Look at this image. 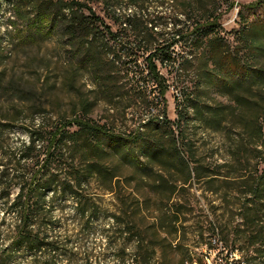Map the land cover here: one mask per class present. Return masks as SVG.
Wrapping results in <instances>:
<instances>
[{"label": "rangeland", "instance_id": "374dc122", "mask_svg": "<svg viewBox=\"0 0 264 264\" xmlns=\"http://www.w3.org/2000/svg\"><path fill=\"white\" fill-rule=\"evenodd\" d=\"M256 1L195 0L199 7L195 5V11L187 14L189 11L182 7L183 0H120L117 9L120 14L141 10L149 16L148 20L160 21L163 25L159 29L163 26L169 33L173 29L171 23L190 27L204 22L212 14H221V25L215 30L226 44L233 47L236 45L234 31L244 24L238 17L239 12ZM232 3L235 6L229 9ZM91 6L115 32L120 30V26L107 15L102 2H92ZM11 21L16 23L12 27L9 26ZM21 24L14 15L13 1L0 0L2 164H7L6 157L21 154L30 130L38 128L41 123L50 126L64 116L71 118L80 114V97L93 88V80L88 75L82 73L76 80L71 77V60L54 37L31 39L28 29H22ZM119 41L122 49L138 46L134 37L126 33H121ZM182 50L181 46L172 50L175 58L172 64L158 63L168 90L163 97H155L157 93L152 95L149 108L140 107L137 101L135 92L145 88L144 82L139 80L125 79L119 83L118 92L112 95V103L96 100L95 95L87 96L95 101L89 118L100 123L108 121L119 133L129 134L157 117H160V122H171L169 130H173L176 137L183 131L184 136L178 146L194 170L188 184L178 183L182 188L171 194L170 184L181 180L183 173L168 165L159 167L147 161L143 174L147 178L148 189L138 188L139 182L132 166L119 165L116 159L108 158L105 163L111 168L109 173L118 178L112 184L105 176L100 182L91 178L85 184L86 218L81 219L78 214L77 196L64 195L54 189L47 191L44 210L50 214L46 230L56 238L59 249L34 254L21 248L10 264H47L43 263L45 260H50V264H84L88 252L92 254V264H122L116 257L119 243H114L109 232L114 225L113 215L122 209L132 215L138 213L131 220L145 232L148 240L161 244L162 240L154 238L156 226L163 232L162 238L172 240L177 246L173 256L167 249L161 251L159 248L156 254L159 263L167 260L174 264H245V259L256 256V264H264V247L261 254H256L251 246L253 236L264 238V207L258 213L245 211L248 164L254 166L258 160L254 149L245 147V123L234 119L231 124L227 121L218 125L217 117L212 113L227 112L229 115L232 110H226L224 106L234 104L215 89L202 101L194 98L196 82L193 76H182L181 71H177ZM145 66L146 62L142 60L141 67L145 69ZM178 73L181 74L179 80L176 79ZM239 90L245 96V86ZM207 106L210 110L206 109ZM178 112H181L179 123ZM203 112L210 113L203 115ZM7 123L12 127L4 130L2 125ZM187 148L191 149L192 157ZM161 176L165 181L158 188L154 182L161 180ZM138 192L147 193V202L140 210L134 200ZM17 193L18 188L12 186L11 198ZM140 201L143 202L142 199ZM14 221V214L6 213L5 200L0 197V233L6 234L9 224ZM6 246V242H2L0 252ZM127 247L128 250L133 249L135 240H131Z\"/></svg>", "mask_w": 264, "mask_h": 264}, {"label": "trees", "instance_id": "16d2710c", "mask_svg": "<svg viewBox=\"0 0 264 264\" xmlns=\"http://www.w3.org/2000/svg\"><path fill=\"white\" fill-rule=\"evenodd\" d=\"M12 1L14 15L22 23V29H28L29 37H54L71 60V77L76 80L82 73L86 74L93 80V88L80 97V114L71 118L64 116L50 126L41 123L38 128L28 132L27 143H23L20 155L6 157L7 164L0 161V186L3 187L0 197L5 200L6 213L11 212L15 216L7 233H0V246L2 242L7 244L0 252V264L13 262L15 253L21 248L34 254L57 251L58 241L46 230L50 214L44 210L47 191L54 189L64 195L70 193L77 196L78 214L81 219L86 218V201L83 199L85 184L91 178L100 182L101 177L105 176L111 184L118 178L109 173L111 168L105 163L108 158L116 159L119 165L130 164L139 182L138 188L148 189L147 178L143 174L147 161L159 167L168 165L183 173L181 180L170 184L171 194H176L182 188L178 183L188 184L194 170L178 146L184 136L183 131L176 137L173 130H169L171 122H160V117H157L129 134L119 133L108 121L100 123L89 118V113L95 108V101L87 96L95 95L96 100L112 103V95L118 92L119 83L125 79L139 80L144 82L145 88L135 92L137 101L140 107L149 108L152 95L157 93L155 97H163L168 90L158 63L172 64L175 60L172 50L178 46L183 50L177 71H181L182 76H193L196 82L194 98L202 101L215 89L234 104L224 106L226 110H232L229 115L227 112L212 113L217 117L218 125L227 121L231 124L234 119L245 123V147L251 146L258 159L254 166L248 164L245 211L258 213L259 209H263L264 0H257L241 8L238 17L244 24L234 31L236 45L233 47L226 44L225 39L215 30L221 25V14H212L204 22L190 27L171 23L173 29L169 33L163 26L159 29L163 25L160 21L148 20L149 16L141 10L120 14L117 9L120 0ZM92 2L104 4L109 18L120 26L119 31L115 32L104 18L97 15L91 6ZM195 5V0L182 2V7L189 11L186 14L195 11ZM234 6L230 4L229 9ZM15 24L11 21L9 26ZM121 33L133 36L138 46L119 48L122 44L119 41ZM1 43L0 30V46ZM142 60L146 62L145 69L141 67ZM180 76L178 73L176 79L179 80ZM243 86L245 96L239 90ZM206 109L210 110V107ZM207 113L210 112L202 114ZM178 114L177 123L181 121V112ZM2 127L7 130L12 124H3ZM187 152L192 157L190 148H187ZM161 177V180L154 182L158 188L165 181ZM12 186L18 188L14 198H11ZM146 194L138 192L134 196L139 210L147 202ZM137 214L134 212L132 215L122 209L113 215L114 225L109 232L112 233L114 243H119L116 250L118 261L122 264L127 261L128 264H174L167 260L157 262L156 254L160 248L161 251L167 249L173 256L177 246L172 240L162 238L163 232L156 226L154 238L162 240L161 244L148 240L145 232L131 220ZM260 237L253 236L251 242L256 254L263 252L264 238ZM131 240H135V247L128 250ZM91 260L92 254L88 252L84 264H92ZM257 260L256 256H251L245 259V264H256ZM43 263L51 262L45 260Z\"/></svg>", "mask_w": 264, "mask_h": 264}]
</instances>
